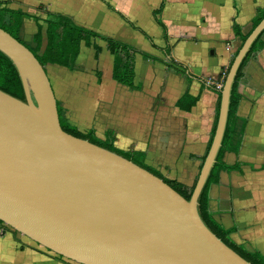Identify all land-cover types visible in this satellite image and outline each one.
Instances as JSON below:
<instances>
[{"label": "crops", "instance_id": "obj_1", "mask_svg": "<svg viewBox=\"0 0 264 264\" xmlns=\"http://www.w3.org/2000/svg\"><path fill=\"white\" fill-rule=\"evenodd\" d=\"M8 1L10 7L24 11L66 14L79 25L129 41L162 58L160 61L135 52V86L112 78V58L103 39H99L102 49L97 56L100 74L96 71L92 46L84 44L81 51L85 46L88 52L79 57V51L74 68L55 62H47L45 68L64 115L80 130L91 128L95 135L105 137L110 134L113 144L125 150L142 149L147 164L181 183L193 184L207 151L218 100L217 91L208 86L212 81L207 76L221 75L230 62V52L241 41L234 24H239L243 32L249 30L251 17L263 9L264 0H166L157 16L167 26L171 46L167 54L157 47L165 39L162 25L153 18V10L161 0H107L141 26L153 43L103 0ZM169 16L172 24L166 20ZM26 25L31 27V32L27 40L22 39L33 44L36 26L32 17L22 19L21 29ZM44 27L43 23L40 50L45 44ZM172 27L177 29L174 41ZM196 44L203 45L200 50L203 54L214 53L216 47L224 46L218 52L221 57L216 60L217 73L208 70L207 63H192L195 59L185 57V48ZM210 46L213 48L209 51ZM170 56L180 60L196 77L188 81L185 75L168 68L165 60ZM201 77L206 83L200 87ZM237 89L242 95L229 123L235 135H241V141L237 150L226 151L222 157L227 163L236 159L242 163L240 168L219 171L218 179L207 188L208 202L218 223L225 227L235 225L230 233L232 239L242 242L249 250L264 253V168H260L264 163V43L245 63ZM186 90L191 95L198 93L189 110L176 102ZM8 240L14 259L0 258V264H81L73 259L62 261L46 247L16 248V237L10 230L0 235V244Z\"/></svg>", "mask_w": 264, "mask_h": 264}, {"label": "water", "instance_id": "obj_2", "mask_svg": "<svg viewBox=\"0 0 264 264\" xmlns=\"http://www.w3.org/2000/svg\"><path fill=\"white\" fill-rule=\"evenodd\" d=\"M264 15L232 55L215 131L187 199L145 166L59 124L45 66L0 26L25 98L0 88V219L81 264H253L198 211L228 119L230 86Z\"/></svg>", "mask_w": 264, "mask_h": 264}, {"label": "trees", "instance_id": "obj_3", "mask_svg": "<svg viewBox=\"0 0 264 264\" xmlns=\"http://www.w3.org/2000/svg\"><path fill=\"white\" fill-rule=\"evenodd\" d=\"M107 6H109L114 12L118 13L125 19L129 24L133 27L139 29L145 36L148 38L152 43V37L138 24L133 23L130 19L126 18L120 11L115 9L112 4L107 1L103 0ZM166 0H161L159 7L153 10L154 20L162 25L163 36L165 42L162 46H157L158 48L162 49V51L167 54L171 49L170 43L168 41V32L167 26L160 20L157 14L161 11L164 7ZM264 15V7L262 10L258 11L253 17H251L252 27L243 32L241 31V27L239 24H234V30L242 40L248 35V33L252 30V28L259 22V19L262 18ZM26 17H32L36 29L33 31L32 39L33 44L25 41L20 36L21 31V23L22 19ZM43 23L44 27V34H45V44L43 45L42 49L41 45L43 42ZM0 26L7 29L14 37L22 41L23 43L27 44L31 49L32 52L35 54L37 59L45 66L47 62H55L58 64H65L70 68H74L76 66V56L81 51V45L84 44L86 46H92L93 58L97 59V55L99 50H101L102 45L99 42V39H103L106 42V47L109 49L108 51L111 54L112 58V78L120 83L135 86V52H140L143 56L147 58H152L156 60L162 61V58L150 54L133 43L129 41L126 42L124 40L118 39L113 37L112 35L106 34L96 29L87 28L83 25H79L78 23L74 22L70 16L63 14V13H52L49 11L46 12H32V11H24L21 8H12L10 7L8 0H0ZM263 30L258 34L256 39L251 44L248 51L245 52L243 58L241 59L233 82L230 86V100H229V110H228V119L226 120V127L222 137L221 145L219 147L218 152L215 155V162L213 163L208 176L204 182V185L199 190L198 196V211L201 214L203 221L207 226H209L214 233L219 236L225 243H227L230 247L237 250L243 257L248 259L253 264H264V253L259 250H249L247 247L242 243L238 242L235 239H232L230 233L235 229V225L230 227H225L224 225L218 223L212 215V212L209 208V196L207 192V188L211 181H216L219 176V171L221 169L230 170L232 168H240L242 160L236 159L232 163H227L223 159V154L229 150H237L241 141V135L238 137L235 135L232 125L229 123V119L235 114L237 105L239 103L240 97L242 95L241 91L237 89V85L239 83L240 77L244 72V66L250 56L253 54L254 51L259 49L263 43ZM240 42V44H241ZM239 44V46H240ZM156 45V44H155ZM238 46V47H239ZM238 47L235 49L237 51ZM233 51L232 55L235 53ZM231 55V56H232ZM233 56L230 59L232 60ZM229 62V65H230ZM165 63L168 68L179 72L181 75H185L188 81H191L194 77V74L187 70V66L180 62V60L171 57L165 60ZM229 65L225 70V74L228 71ZM96 71L97 74H100V69L97 67ZM224 74V76H225ZM201 79L200 87L206 83L204 78ZM22 82L18 71L14 65V63L10 60V58L0 49V88L9 92L10 94L17 96L21 99L25 98V94H23ZM216 84L209 83L208 86L213 88V90L217 91L218 93V100L216 105V115L215 119L212 122L211 127V135L209 137L207 149L210 145L212 135L215 131V121L218 116V108L220 102V86L216 87ZM198 93L196 95H191L187 90L182 93L181 96H178L176 102L180 105L181 108L189 110L191 106L197 100ZM57 109L59 113V124L61 127L70 131L79 137L87 138L92 142H97L101 145L111 148V150L115 151L116 153L121 154L122 156L133 159L134 161L138 162L139 164L145 166L147 169L155 173L156 175L160 176L163 180H166L168 183L172 185L177 191H179L184 197L187 199L191 195L192 187H194L195 181L191 185H187L184 183L179 182L176 178L168 177L163 174L158 169L150 166L146 163L144 157V150L137 149V148H130V150H125L119 148L113 144L112 136L109 134L105 138H102L98 135H95L93 129L88 130H80L78 126L74 123L70 122L67 117L62 113V106H60L57 102ZM243 127L239 130V133H242ZM204 156V154H203ZM202 156V158H203ZM202 164V163H201ZM200 164V166H201ZM260 168H264V163L261 164ZM3 221L0 219V223ZM6 224V223H4ZM10 227V226H9ZM13 229V228H12ZM58 255V254H57ZM59 257H62L58 255ZM67 258V257H66Z\"/></svg>", "mask_w": 264, "mask_h": 264}, {"label": "rangeland", "instance_id": "obj_4", "mask_svg": "<svg viewBox=\"0 0 264 264\" xmlns=\"http://www.w3.org/2000/svg\"><path fill=\"white\" fill-rule=\"evenodd\" d=\"M36 11V10H35ZM37 11H39V12H41L40 10H37ZM170 16L169 17H166V20H167V22L168 23H171V21H170ZM172 24V23H171ZM30 26H28V25H26L23 29H21V31H20V36L23 38V39H25V40H27V38H29V34H30ZM176 30L177 29H174L173 27H172V38H173V41L176 39ZM153 35H154V33H153ZM155 38H157V36H155ZM31 40H29V42H30ZM240 40H239V42H238V46H239V44H240ZM206 43V40H204V42H203V45ZM203 45H200V44H196V45H194L193 47H186L185 48V51H183L184 52V55H185V57H187V58H191V59H195V61L194 62H192V63H196V62H198V63H200V64H204V63H207L208 65H207V68H208V70H213V72L214 73H217V71L216 70H218V65H217V62L219 61V58L221 57L220 55H218L219 53V51H221L220 50V48H222V49H224V46H219V47H216L217 48V50L214 52V53H209L208 51L205 53V54H203L204 52H201L200 50H202V47H203ZM211 48H213L212 46H210L209 47V51H210V49ZM102 49V48H101ZM100 51V50H99ZM88 52V48L87 47H82V51H80V54H79V57H84V55L86 54ZM182 52V53H183ZM224 52V51H223ZM232 55V52H230V54H229V56L230 57H232L231 56ZM87 56V55H86ZM98 56V55H97ZM97 58V57H96ZM218 59V61L216 62V60ZM99 60H100V58H97V59H95V65H96V68L100 65L99 64ZM93 62H94V60H93ZM211 62H213L212 64H211ZM215 66H214V65ZM229 65V62L225 65V67L223 68V70H222V72H221V75L218 77H213V75H209V76H207V78L209 79V81H212V83L213 84H216L215 86L216 87H219V86H221L222 84H223V80H224V74H225V70H226V68H227V66ZM62 113L64 114V110L62 109ZM100 137H102V138H105V135L104 136H100ZM263 140H264V136H263V138H262ZM0 226H2V228H1V230H0V235H2V233H4L5 231H7V230H10V231H12L13 233H14V235H15V237H16V242H15V246H16V248H20V249H23V248H25V247H30V246H34V247H37V248H42V247H44V245L43 244H41V243H39V242H35V240L34 239H32L31 237L29 238L28 236H26V235H24L23 233H21V232H19V231H17V230H15V229H12L11 227H9V225L8 224H4V222L3 223H0ZM9 242H7V243H5L4 241L2 242V244H0V258H7L9 261L10 260H13L14 258H13V253H14V251H12L11 250V246H10V244H11V241L10 240H8ZM45 248V247H44ZM46 250V249H45ZM49 253L50 254H54L53 253V251H49ZM62 261H64V260H72V259H70V258H66V257H59ZM19 259V258H18ZM22 259H20V260H17V261H21ZM74 261V260H73Z\"/></svg>", "mask_w": 264, "mask_h": 264}, {"label": "built area", "instance_id": "obj_5", "mask_svg": "<svg viewBox=\"0 0 264 264\" xmlns=\"http://www.w3.org/2000/svg\"><path fill=\"white\" fill-rule=\"evenodd\" d=\"M3 223V222H2ZM5 223V222H4ZM2 226H0V230H1Z\"/></svg>", "mask_w": 264, "mask_h": 264}]
</instances>
